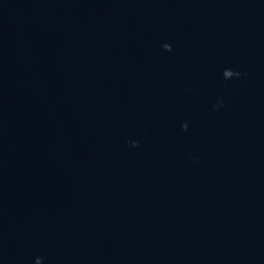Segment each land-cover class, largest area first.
Returning <instances> with one entry per match:
<instances>
[{
    "label": "water",
    "instance_id": "1",
    "mask_svg": "<svg viewBox=\"0 0 264 264\" xmlns=\"http://www.w3.org/2000/svg\"><path fill=\"white\" fill-rule=\"evenodd\" d=\"M0 264H264V0H0Z\"/></svg>",
    "mask_w": 264,
    "mask_h": 264
}]
</instances>
